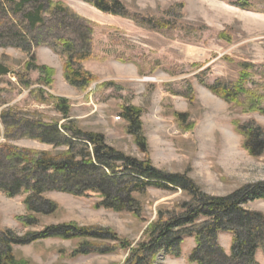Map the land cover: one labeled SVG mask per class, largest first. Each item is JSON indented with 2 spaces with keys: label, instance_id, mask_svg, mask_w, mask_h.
I'll return each instance as SVG.
<instances>
[{
  "label": "rangeland",
  "instance_id": "rangeland-1",
  "mask_svg": "<svg viewBox=\"0 0 264 264\" xmlns=\"http://www.w3.org/2000/svg\"><path fill=\"white\" fill-rule=\"evenodd\" d=\"M60 2L92 25L91 59L82 64L85 71L97 78L85 92L70 86L63 76L64 58L49 47H33L39 65L55 71L53 85L46 92L65 98L71 104V117L81 128L105 136L107 143L125 154L142 158L133 138L124 131L125 123L119 112L124 106L142 110L141 123L153 166L169 173L189 171V176L211 196L226 197L244 185L264 182V152L253 157L243 149L233 121L253 120L264 127V115L244 113L227 104L209 91L215 81L235 82L241 64L255 66L252 86L256 99L264 108V15L241 10L235 3L243 1L260 6L262 0H122L135 13L165 18V12L181 4L169 17L177 19L185 31L148 30L132 21L99 12L81 0H52ZM177 14L182 19L175 18ZM13 59L11 67L20 69L27 54L12 47H0V57ZM37 72H31L32 89L38 88ZM111 82L114 87L99 86ZM17 106L31 117L38 111L46 122L58 118L52 107L39 105L21 90L11 76L0 78V111ZM188 115L191 131L183 132L173 116ZM5 141L0 138V144ZM18 149L50 151L47 145L32 140H11ZM45 198L58 205L51 216L40 218L38 226L23 228L17 218L26 215L24 195L8 198L0 193V228L17 235L38 231L44 226L76 223L79 226L110 228L120 237L132 242L140 239L146 223L137 222L131 214L95 209L94 195L74 197L50 192ZM183 199L181 193L170 194L150 189L143 219L153 220L157 206H171ZM246 210L264 213V202H248ZM218 244L229 254L231 235L219 234ZM75 243L49 239L30 245L14 246L17 260L30 264H123L126 255L116 251L108 255L89 254L70 259ZM194 247L186 238L181 257L158 256L155 264H189ZM62 251L63 253H60ZM258 264H264V254H256Z\"/></svg>",
  "mask_w": 264,
  "mask_h": 264
},
{
  "label": "trees",
  "instance_id": "trees-1",
  "mask_svg": "<svg viewBox=\"0 0 264 264\" xmlns=\"http://www.w3.org/2000/svg\"><path fill=\"white\" fill-rule=\"evenodd\" d=\"M81 1L101 13L130 20L143 29L189 30L169 17L176 8L180 13L181 4L165 12V18L156 19L129 11L122 0ZM235 6L264 15V0L260 6L243 1H237ZM175 18L181 20L182 16L177 14ZM91 25L60 2L0 0V47L17 48L27 54L20 69L11 67L13 59L2 55L0 78L11 76L36 103L52 107L59 115L46 122L38 111L31 117L17 106L0 111V138L5 141L0 144V193L8 198L24 195L26 215L17 218L23 228L38 226L40 218L56 213L58 205L45 198L50 192L74 197L94 195L95 209L128 213L146 226L137 242L120 237L110 228L76 223L44 226L22 235L0 228V264H30L17 260L13 247L49 239L74 242L75 247L68 255L70 259L121 251L126 255L123 264H155L160 255L181 257L186 238L194 241L189 264H258L257 252L264 254V213L246 210L243 206L248 202H264V182L244 185L226 197L208 195L189 176L188 170L169 173L153 166L142 130L140 108L124 106L118 116L125 123V133L133 138L142 155L138 159L111 147L103 134L81 128L71 117L69 100L46 92L53 85L55 71L38 64L33 47L40 45L64 58L63 76L70 86L85 92L96 83L97 78L82 67L91 59ZM254 69V65L243 63L237 81L217 80L209 86V91L244 113L264 115V108L250 87ZM31 72L39 74L36 89H32L34 84L29 79ZM260 75L264 77V71ZM99 86L112 88L114 84L107 82ZM173 116L183 132L192 130L188 115L174 113ZM232 126L243 138V149L250 156H261L264 127L253 120L233 121ZM11 140H32L51 150L18 149L8 144ZM150 189L170 194L179 192L183 199L171 206H157L153 220L146 221L143 210ZM219 234L231 235L228 255L218 244Z\"/></svg>",
  "mask_w": 264,
  "mask_h": 264
}]
</instances>
